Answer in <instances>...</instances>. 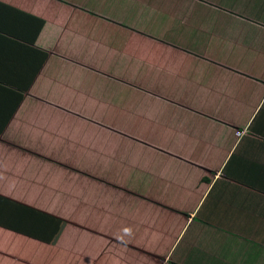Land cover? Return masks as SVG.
Wrapping results in <instances>:
<instances>
[{"label":"crops","instance_id":"1","mask_svg":"<svg viewBox=\"0 0 264 264\" xmlns=\"http://www.w3.org/2000/svg\"><path fill=\"white\" fill-rule=\"evenodd\" d=\"M96 2L110 7L106 18L92 11V0H0L44 23L35 42L28 45L34 22L20 14L0 13V79L28 83L40 57L36 50L48 54L0 139V173L17 176L24 165L20 160H28L27 165L39 160L25 153L27 148L35 149L31 143L36 136L61 144L43 131L44 126L35 124H27L34 139L26 144L4 140L24 108L39 110L38 119L46 122L45 113L55 107L60 112L111 119L110 124L88 127L86 132L103 134L102 145L111 142L105 153L113 151L116 156L106 154L103 160H120L125 173L102 176L90 171L86 174L110 185L98 187L94 180L87 188L85 174L62 168L64 203L83 201L97 188L128 193L124 180H136L137 173L145 189L128 194L138 200L129 211L126 206L85 210L86 214L92 210L90 221L84 219L86 224L0 194L2 200L28 205V209L20 206L24 217L15 216L16 228L7 221L0 229L14 241L45 246L38 255L32 246L24 255L0 250V262L7 257L22 264H41L57 252L62 255L60 241L72 225L80 229L78 238L84 236L90 244L66 250L64 264H264V0ZM99 25L105 31H99ZM174 38L187 40L171 42ZM129 39L139 40L141 50L129 46ZM88 46L114 53L127 73H117L122 68L115 69V64L90 66ZM157 52L178 60L163 63L156 60ZM144 71L158 81L171 80L177 85L176 93L158 90ZM84 76L93 82L78 84ZM97 83L103 84L102 93L111 85L124 86L125 93L129 86L140 85L138 117L149 120L137 126L129 121L113 125L124 104L109 91L99 100L108 101L109 107L97 104V90L92 89ZM69 95L75 97L69 101ZM161 106L166 109L160 111ZM35 153L48 156L42 149ZM148 160H153L151 165ZM25 168L20 172L24 177L28 176ZM79 181L81 186L67 187ZM98 215L107 217L108 223L99 225Z\"/></svg>","mask_w":264,"mask_h":264},{"label":"rangeland","instance_id":"2","mask_svg":"<svg viewBox=\"0 0 264 264\" xmlns=\"http://www.w3.org/2000/svg\"><path fill=\"white\" fill-rule=\"evenodd\" d=\"M92 11L103 16L107 17L108 12L110 11L109 6L100 5L96 0H92ZM99 31H105V29L99 25ZM165 39V38H163ZM162 39V40H163ZM183 42L187 39L184 38H174L171 39V42ZM128 45L132 46L133 48L141 50L142 43L139 40L129 39ZM145 45L148 49L150 48V43L145 42ZM149 46V47H148ZM155 47V44L151 45ZM79 47V46H77ZM76 47V48H77ZM122 54V44L121 48H118ZM148 51V50H147ZM85 53L89 57V65L90 66H98L101 68H109L115 64V69H120L123 66L122 60L120 58L115 59L113 58L112 52L109 50L104 49V47L97 48V51L94 46H88L85 49ZM118 56V55H117ZM156 60L166 63L169 60H178L177 58L169 55H161L159 52L156 53ZM115 69H113L115 71ZM126 74V70L123 71V68L118 70L117 73ZM145 74V78L147 80H151L153 85H156L158 90H163L164 92H170V94H175L174 88L177 86H173L171 80L166 81H158L156 75H151L149 72H143ZM87 77L84 76L81 79L77 80L78 84H83ZM91 82L93 80L89 78ZM86 80L85 83L90 84V81ZM103 85L101 83H97V86L92 89L97 90V98L96 100L99 101L102 98V95L106 97V93L109 91L108 95H115L116 100L119 102L120 105L124 104V112L121 113L120 118L112 119L113 125L119 123V125L129 124L132 123L134 126H137L140 122L144 124L145 119L139 118L140 109L138 108V94L142 95V90L140 89V85L138 86H129V93L123 92V86L117 87L111 85L107 88L106 92L102 93L100 91V86ZM122 86V85H119ZM77 88V87H76ZM185 88V87H184ZM183 88V89H184ZM91 89V90H92ZM125 90V89H124ZM89 95L90 92H89ZM181 95V94H180ZM179 95V97H180ZM70 97V95H69ZM75 95L72 97L67 98V100L71 101ZM81 97V95H80ZM94 97V95H91ZM82 98V97H81ZM184 98V97H183ZM181 98V99H183ZM83 99V98H82ZM108 101H99L97 104H104L106 107H109L107 104ZM51 106V105H50ZM44 109V108H42ZM166 108L161 106V110L163 111ZM176 109V108H175ZM174 109V110H175ZM172 110V109H171ZM170 110V111H171ZM130 112L131 117H127ZM39 110L31 111L29 108L23 109L19 119L16 120L15 124L16 127L11 134H7L4 137V140L12 142V139H15L18 143L26 144L27 141L34 139L33 135L29 134V126L34 125L36 128H40L44 126L43 131L47 133L49 137H55V142H61L59 146L53 145V142H48L45 140L46 136H36L34 139L36 142H32L31 146L35 149L44 151L48 154V156L40 157L37 156L35 153V149L27 148L25 153L31 154L35 157H38L39 160H34L32 163L27 165L28 160H20L19 164L21 165L19 170L20 172L22 169H26V174L28 176L17 173V176L8 177V175L4 173H0V194L6 196H12L19 201H22L30 206L38 208L44 211H50L51 213L62 212L63 217L67 220H71L75 223H85L86 219L88 222L90 221V213H84L85 210L93 209L96 206L104 211L106 209L103 206L108 207H123L126 206L127 210L129 211L132 209L131 207L135 208L138 204V200L136 198L130 197L128 194L131 192L143 191L145 189V185L143 181L140 180L137 173V179H126L124 180V184L127 187V190L130 191L128 193H124L121 191H116L112 189L111 191L105 192L97 188L95 190L90 191L87 195H85V200L83 201H73V202H66L64 203L63 199V178L65 172H81L86 175L88 178L87 188L92 187V183H96V186L100 185H110L108 180H102L100 177L96 176L95 174H86L90 173V171L102 175V176H114V175H124V171L122 170V164L120 160H103V155H112L115 158V152L110 154L109 151L105 153L104 149L109 147V142L106 145H102L104 143L105 138L103 134L99 132H87L88 127H102L101 124H110L109 121L111 119L107 118H92L88 116H82L80 114H70L65 112H60L57 108H52L47 114V121L43 122L41 117L38 119L37 115H39ZM157 114V112H156ZM34 116V117H32ZM144 120V121H143ZM129 121V122H128ZM140 123V124H141ZM153 123V125H155ZM152 125V126H153ZM151 126V127H152ZM150 127V128H151ZM149 129L148 127H146ZM135 130H138V127H135ZM83 131V132H82ZM82 132V133H81ZM111 134L108 133V136ZM28 136V137H26ZM112 139V137H111ZM21 141V142H20ZM37 145V147H36ZM10 147L9 145L6 148ZM19 147V146H17ZM107 147V148H106ZM18 149V148H17ZM19 150V149H18ZM114 150V149H113ZM20 151V150H19ZM21 153V152H20ZM92 156V157H90ZM48 159V160H47ZM61 159V160H59ZM45 160V162L43 161ZM59 161V162H58ZM149 164L151 165L153 160H148ZM53 163V165H51ZM13 164H11L12 167ZM119 167V168H118ZM64 171H61L62 169ZM77 169V170H76ZM50 177H49V176ZM8 177V178H6ZM81 186V181L77 184V186H70L67 185L69 188H77ZM95 186V185H94ZM50 188V189H48ZM67 188L66 191H70ZM90 190V189H89ZM89 190H85L87 193ZM55 193V195L53 194ZM141 193V192H140ZM137 195V194H136ZM56 197H59L56 199ZM137 203V204H136ZM84 215V217H83ZM96 214L93 217V221H96ZM99 218V225L108 223V218H102L103 216L98 215ZM86 224V223H85ZM80 231L79 228L70 225L67 227L64 237L60 241L62 242V255L60 253H56V255L48 260V261H40L41 264H64L66 262V250L75 249L87 246L89 247L90 240L85 239L84 236L78 238L77 233ZM6 231L0 229V250L4 252H8V254L14 253H22L21 255L28 254L30 251V246L37 251V255L39 254L40 250L45 248V246L38 244L36 242H31L29 244L22 243L21 240L19 242L14 241L16 239L12 238L10 234H5ZM18 239V238H17ZM60 244L58 245V247ZM57 247V248H58ZM1 264H22L21 262L15 261L11 258H2ZM73 264V263H71Z\"/></svg>","mask_w":264,"mask_h":264},{"label":"trees","instance_id":"3","mask_svg":"<svg viewBox=\"0 0 264 264\" xmlns=\"http://www.w3.org/2000/svg\"><path fill=\"white\" fill-rule=\"evenodd\" d=\"M5 12H7V16L12 14H20L22 16L28 17L34 22L35 26L33 28V35L31 38L26 39L28 40V45L34 43L38 34L40 33V30H42L44 26L43 21L28 15L21 14L17 11V9L0 3V13L5 14ZM36 53H38L40 57L35 60L31 76L28 78L29 80L26 79L28 80V83L20 85L19 83L8 80L7 78L0 79V139L8 124L14 119L17 110L21 107L25 97L24 93L28 91L31 83L47 59L48 54L46 52L42 50H36ZM25 205L26 204L22 202L18 203L5 197L4 200H2L0 197V225H5L8 221V224L12 226L13 229L16 228L15 216H18L20 219L24 217L23 210L20 206L27 208L26 206L28 205Z\"/></svg>","mask_w":264,"mask_h":264}]
</instances>
